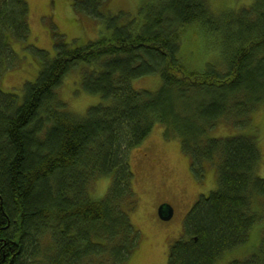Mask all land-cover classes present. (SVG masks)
Masks as SVG:
<instances>
[{
    "label": "trees",
    "instance_id": "obj_1",
    "mask_svg": "<svg viewBox=\"0 0 264 264\" xmlns=\"http://www.w3.org/2000/svg\"><path fill=\"white\" fill-rule=\"evenodd\" d=\"M251 2L237 15H217L205 0H155L144 3L142 16L120 20L122 12L104 9L109 0L79 1L103 20L104 34L72 47L56 37L52 56L31 52L36 74L23 81L20 99L18 90L0 88V264H126L139 242L130 151L156 123L164 136L179 137L195 177L204 161H215L217 172L215 189L186 212L166 264H216L264 225L258 134L207 133L219 118L245 130L251 110L264 106V0ZM27 10L26 0H0V27L26 38ZM188 30L227 38L224 71L185 70L179 52ZM7 61L0 53V63ZM75 65L79 87L100 96L80 115L55 96ZM151 73L160 75L156 90L132 86ZM97 177L109 185L91 199ZM263 236L258 252L230 264H264Z\"/></svg>",
    "mask_w": 264,
    "mask_h": 264
},
{
    "label": "rangeland",
    "instance_id": "obj_2",
    "mask_svg": "<svg viewBox=\"0 0 264 264\" xmlns=\"http://www.w3.org/2000/svg\"><path fill=\"white\" fill-rule=\"evenodd\" d=\"M79 1L86 0H26L28 6L26 38L25 34L22 39L14 35L15 32H11L13 39L10 43L8 40V43H4V38L0 36V53L8 55L7 65L0 63L2 90H18L19 93L17 91L16 93L20 99L23 81H30L36 74L32 69L35 66L34 61L32 66L28 63L31 62L30 54L35 53V48L44 49L52 56L56 37L72 47L82 46L104 34L103 20L99 22L93 19L95 17L82 9ZM149 1L153 4L155 0H109L108 5L103 7L107 8L110 15L122 12L120 13L122 20L126 15L142 16L141 8ZM205 1L217 15L229 10L227 14L237 15L239 7L245 8L252 3V0ZM230 28L235 29V26L231 25ZM185 32L179 52L185 70L198 73L211 67L213 72L224 71L222 44L226 43L227 38H223L222 34L218 37L207 34L208 38L200 39L190 34V30ZM78 80L79 69L75 65L68 70L56 87L55 96L65 111L80 115L88 106L98 103L100 96L83 91ZM159 85L158 73L132 80V86L136 89L154 91ZM249 120L251 123L248 128L240 130L230 119L219 118L207 133L215 137L232 135L239 131L256 132L259 138L253 135L257 142L259 141L262 151L259 175L264 177V106L253 108ZM163 130V125L156 123L145 139L130 151V163L134 173L133 185L137 196L131 221L139 231V242L126 264H166L168 245L181 235L186 212L199 195L204 196L217 186L216 162L204 161L202 177H195L189 167L188 155L181 149L179 137L164 136ZM108 185V177L91 180L89 182L91 199L102 197ZM163 202L173 207V216L169 220H162L158 216V206ZM263 228V223L254 226L247 242L225 253L216 264H230L232 259L240 260L258 252ZM260 247H264V244Z\"/></svg>",
    "mask_w": 264,
    "mask_h": 264
},
{
    "label": "water",
    "instance_id": "obj_3",
    "mask_svg": "<svg viewBox=\"0 0 264 264\" xmlns=\"http://www.w3.org/2000/svg\"><path fill=\"white\" fill-rule=\"evenodd\" d=\"M173 214V209L172 207L168 204V203H161L158 206V216L162 219V220H168L171 218Z\"/></svg>",
    "mask_w": 264,
    "mask_h": 264
},
{
    "label": "flooded vegetation",
    "instance_id": "obj_4",
    "mask_svg": "<svg viewBox=\"0 0 264 264\" xmlns=\"http://www.w3.org/2000/svg\"><path fill=\"white\" fill-rule=\"evenodd\" d=\"M10 30H8V29H2L1 27H0V36H2L3 38H4V43H8L7 42V38L9 37V35H10Z\"/></svg>",
    "mask_w": 264,
    "mask_h": 264
},
{
    "label": "bare ground",
    "instance_id": "obj_5",
    "mask_svg": "<svg viewBox=\"0 0 264 264\" xmlns=\"http://www.w3.org/2000/svg\"><path fill=\"white\" fill-rule=\"evenodd\" d=\"M165 203H167V202H165ZM168 204H169V203H168ZM169 205H170V204H169ZM170 206H171V205H170ZM171 207H172V206H171ZM172 209H173V207H172ZM172 216H173V214H172ZM172 216H171V217H172ZM170 219H171V218H170ZM168 220H169V219H168Z\"/></svg>",
    "mask_w": 264,
    "mask_h": 264
}]
</instances>
